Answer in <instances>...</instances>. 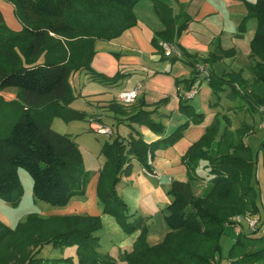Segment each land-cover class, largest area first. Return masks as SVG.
<instances>
[{
    "label": "trees",
    "instance_id": "obj_1",
    "mask_svg": "<svg viewBox=\"0 0 264 264\" xmlns=\"http://www.w3.org/2000/svg\"><path fill=\"white\" fill-rule=\"evenodd\" d=\"M8 1L15 7L22 30H11L0 10V91L18 89L16 100L6 101L0 96V197L14 206L19 205L24 195L19 176V170L23 169L33 179L36 202L66 206L73 198L86 196L91 173L86 169L79 144L71 135L54 130L53 121L60 118L69 123L85 118L84 114L69 107L75 99L70 85L74 73L87 71L93 80L102 83L115 79L93 72L95 43L97 40L111 41L135 26L133 9L142 0ZM156 6L160 11L162 6L159 3ZM252 17L259 23L253 45L261 59L254 67L252 85H264V0H257L251 6ZM197 65L194 63L196 78L201 73ZM229 79L210 76L217 96L225 90L226 83L233 87L235 84L237 90H232L231 99L244 98L249 102L253 97L254 108V103L264 104V97L251 92L252 85L241 75L234 74ZM187 110L193 124L203 122V115ZM151 114L140 111L131 121L160 131L162 127ZM219 124L217 117L183 157L189 181L172 182L169 193L174 199L165 214L169 229L181 233L173 234L164 245L150 247L146 241V225L129 223L132 215L128 214V205L118 195L116 187L123 175L130 174L133 159L145 170L153 171L149 155L153 159L158 150L176 145L190 124L151 144L142 138H132L129 142L116 138L103 145L106 163L97 186L103 212L115 217L127 230L143 228L134 249L123 253L120 262L109 255L101 256L96 250L98 237L93 233L101 227L100 217L68 215L42 219L34 214L16 230L0 223V264H49V260L34 254V249L48 243L58 248L77 246L81 264H217L215 254L221 234L227 225L234 223L228 222V213L221 214L219 202L213 200L211 190L202 197L196 195V185L206 180L197 173L200 163H208L212 178L210 189L216 188V195L225 194L236 202L231 215L258 214V196L252 186L254 155L241 136L238 140L227 129L220 136ZM247 131L251 133V128L247 127ZM198 237L210 244V252L187 250L185 240ZM229 261L230 264H264V234L251 236L240 232Z\"/></svg>",
    "mask_w": 264,
    "mask_h": 264
},
{
    "label": "crops",
    "instance_id": "obj_2",
    "mask_svg": "<svg viewBox=\"0 0 264 264\" xmlns=\"http://www.w3.org/2000/svg\"><path fill=\"white\" fill-rule=\"evenodd\" d=\"M256 1L142 0L133 9L137 21L135 26L111 41H96L91 65L93 72L115 79L102 83L93 80L87 71L74 73L70 85L75 99L69 107L84 114L85 118L69 123L56 118L52 124L54 130L69 134L76 140L82 150L85 166L92 174L86 196L73 198L68 210H57L60 216L107 215L97 196L100 172L106 163V158L101 154L105 143H111L116 138L125 142L142 138L151 144L168 138L179 127L190 124L181 147L160 149L153 158V169L157 172L167 167L178 168L188 148L198 142L207 130L204 124L195 125L190 121L187 109L203 115L206 120L209 117L214 120V113L209 110L212 104L224 107L223 103L229 105V100L243 106L244 98L229 97L233 89L237 90V85L233 87L226 83L225 90L217 96L210 76L230 80L231 75H241L242 79L253 84L254 67L261 61L253 45L259 23L256 18H250V8ZM158 3L162 6L160 11L156 6ZM3 8L12 13V22L4 15L8 27L20 32L22 25L15 18L14 5L8 0H0L2 12ZM163 40L175 43L185 53L183 58L175 61L166 58L160 47ZM194 63L205 67L197 78ZM138 87L141 93L134 104L123 105L118 101L121 92ZM263 87V84L252 85L250 91L260 95L263 94ZM194 88L198 89V94L187 100V92ZM2 96L6 101H13L17 99V91ZM140 111L152 112V119L162 127L160 131L132 122L131 118ZM96 124L113 128V135H101L102 140H95L93 126ZM222 134L223 131L219 135ZM90 140L96 141V148L100 150L96 168L92 167L94 163L89 166L87 162V154L91 153ZM138 163L141 164L133 159L131 165H137L136 171L140 172ZM200 165L207 167L208 163L202 161ZM19 176L24 188L22 203L26 196L30 202L35 201L33 179L23 169L19 170ZM176 180V177L169 178L171 184ZM31 210L29 208L27 211Z\"/></svg>",
    "mask_w": 264,
    "mask_h": 264
},
{
    "label": "rangeland",
    "instance_id": "obj_3",
    "mask_svg": "<svg viewBox=\"0 0 264 264\" xmlns=\"http://www.w3.org/2000/svg\"><path fill=\"white\" fill-rule=\"evenodd\" d=\"M6 9L7 8H3L4 12H2L1 9L0 10L3 14V17L5 15L7 18H9L10 22H12V13ZM15 18L17 19L16 15ZM14 90L18 92L17 88H10L0 91L3 92L0 96H2L4 93L12 92ZM255 95L258 97L260 96L261 98L264 97V87L263 94L261 93L260 95ZM227 101L229 105H227V102L223 103L224 107L212 104V107H210L209 110L211 113H214L213 117L215 119L218 117L220 120L219 133H221V131L224 132L227 129L230 132H233L235 138L238 140H240L241 136L245 145L254 155L255 178L252 186L256 190L258 196L256 200L258 214L252 215L247 212L248 214L240 216L231 215V213L236 209L233 208L234 203L236 202L233 199H228L225 194H221L219 196L216 195L217 189H210L211 182L209 181L212 178H210L211 175L209 168L204 165H200L198 167V175L205 179L209 178V180L201 181L196 185V195L198 197H202L211 190L210 192L212 193L213 200L219 202L221 214L225 216L224 214L228 213L230 215L228 216V222L231 221L234 223L233 225H227L221 234L219 239V249L215 254V261L217 264H229V258L231 256L232 249L237 242V237L240 232L251 234V236L255 235L256 233L258 236H263L264 234V148L262 147L264 141V104L254 103L256 106L255 108L252 107V101H254L253 97L248 102V106H244V104H246V100H243L245 102L243 103V106H240L229 100ZM207 119L208 120H206L205 117L203 122L198 125L204 124L205 127L207 126L206 128H208L212 122L215 121V119L212 120L210 117ZM247 127L251 128V133L247 131ZM242 131L243 134H241ZM93 136L95 137V140L103 139V137L97 133H94ZM181 141L172 147L174 148L177 145L181 147ZM89 143L91 144V153L89 152L87 154V162L89 166L94 163L92 166L94 168L96 164L95 162H98L100 150L96 148V141L90 140ZM138 166L140 168V172L136 171L137 165H133L130 174L122 176L121 181L116 187V191L128 205V214L132 215L129 218V223L135 225L140 223L145 224L147 228L145 234L147 243L150 247L158 248L164 245L169 237L181 233L172 232L166 223V209L174 199L169 193L172 185L169 181V178L176 177V181L187 182L189 181V176L183 163L182 165L180 163L178 168L167 167L161 170L159 173L162 174V182L158 181L156 178L148 176L145 173V168L142 164H139ZM239 179L240 178H238V180ZM132 180H134V182ZM30 201L31 200L28 198V196H26L23 203L21 201L18 206H14L11 202L0 197V223L10 230H16L19 225L25 223L31 215H39L42 219L57 217L60 216V213H58L57 210L65 208L68 210V207L70 206V203L66 206L56 207L43 202ZM29 208L32 210L27 211ZM42 213L46 216L42 215ZM100 218L101 227L93 233L94 236L98 237L99 246L96 250L101 256L109 255L112 258L119 260L121 253L133 250L134 242L140 236H142L143 228L141 226L132 230H127L118 222L115 217L111 215H106L103 217L100 216ZM249 218L258 219L257 225L252 227V230L247 221ZM185 246L187 250L190 249L196 253L210 252V244L202 237L186 239ZM34 254L37 258L49 260V264H81L77 246H63L62 248H58L55 247L53 243H48L34 249Z\"/></svg>",
    "mask_w": 264,
    "mask_h": 264
},
{
    "label": "built area",
    "instance_id": "obj_4",
    "mask_svg": "<svg viewBox=\"0 0 264 264\" xmlns=\"http://www.w3.org/2000/svg\"><path fill=\"white\" fill-rule=\"evenodd\" d=\"M160 47L164 52V56L168 59H171V58L181 59V58H183V52L176 44H170V43L161 41ZM197 68H198L199 72H201V73L205 71V67L201 64H198ZM198 92H199L198 89L194 88V89L190 90L189 92H187L185 98L187 100H191L198 94ZM140 93H141V88H139V87L135 88L132 91L121 92L118 96V101L123 105H132L137 101V99L140 96ZM263 111H264V109H263ZM93 130L95 133H97L99 135H104V136H112L114 133L113 128H111L109 126L98 125V124L93 126ZM149 165L151 167H153V159H152L151 155H149ZM145 173L148 176H151V177L156 178L158 180L162 179V174H160L159 172H157L154 169H153V171L145 170ZM257 220L258 219H252V218L247 219L251 230H252V227H255L257 225V223H258Z\"/></svg>",
    "mask_w": 264,
    "mask_h": 264
}]
</instances>
